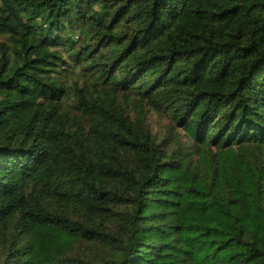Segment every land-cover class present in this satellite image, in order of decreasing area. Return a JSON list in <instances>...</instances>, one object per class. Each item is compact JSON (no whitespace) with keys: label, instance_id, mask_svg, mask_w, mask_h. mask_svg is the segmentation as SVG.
Masks as SVG:
<instances>
[{"label":"trees","instance_id":"16d2710c","mask_svg":"<svg viewBox=\"0 0 264 264\" xmlns=\"http://www.w3.org/2000/svg\"><path fill=\"white\" fill-rule=\"evenodd\" d=\"M0 36V264H264V0H0Z\"/></svg>","mask_w":264,"mask_h":264},{"label":"rangeland","instance_id":"374dc122","mask_svg":"<svg viewBox=\"0 0 264 264\" xmlns=\"http://www.w3.org/2000/svg\"><path fill=\"white\" fill-rule=\"evenodd\" d=\"M74 34H78L74 32ZM0 42H2V37L0 36ZM75 102L73 100L69 101V105L74 106ZM134 110V109H132ZM130 111L132 117L137 116V112ZM147 123L150 127L154 136H156L160 142H164L168 150H172L175 146L174 140L182 144L183 146L187 147L193 144V141L188 138V136L178 127L173 126L170 121L163 116H159L156 113L148 112L147 114ZM174 142L173 145L171 143ZM194 148V147H193ZM193 157L197 158L195 154L192 155Z\"/></svg>","mask_w":264,"mask_h":264}]
</instances>
